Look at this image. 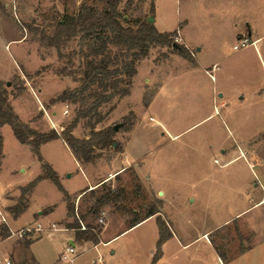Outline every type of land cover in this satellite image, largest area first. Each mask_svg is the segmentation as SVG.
Wrapping results in <instances>:
<instances>
[{"label":"rangeland","instance_id":"obj_1","mask_svg":"<svg viewBox=\"0 0 264 264\" xmlns=\"http://www.w3.org/2000/svg\"><path fill=\"white\" fill-rule=\"evenodd\" d=\"M247 1L248 4L245 0H122L119 3L123 25L151 16L150 5L153 2L158 30H177L184 44L195 52L202 47L196 56L197 63L192 67L183 70L181 63L172 64L173 69L181 71L182 78L168 81L163 90L169 102L176 103L167 120L176 122L178 128L194 126L175 140L166 142L157 153L161 165L155 166L154 162L147 170L159 193H165V197L161 195L164 198L161 217L171 221L169 225L179 232L183 241L194 240L180 249L175 239L166 240L165 247L161 246L162 254H215L201 234L226 219L240 217L238 213L247 201L246 192L255 201L261 196V188L253 191V184L257 182L254 173L260 170L264 174V10H260V0ZM83 2L99 9L104 5L102 0H0V77L11 73L1 79L9 92V103L21 120L40 131L54 129L60 133L72 121L77 105L70 102L63 106L59 104L55 114L53 106L56 103H49L57 93L81 83L90 60L102 57L115 67L130 56L129 52L115 48H109L99 57L85 56L78 46L79 36L53 46L42 39V33L51 36L59 20L64 15H75ZM245 21L249 26L244 24ZM248 27L252 31L249 38L253 40L257 35L262 38L260 51L252 43L233 50L237 32L247 36ZM16 38L18 40L8 42ZM172 38L175 43H182L178 33ZM152 49V59H161L166 50L172 52L168 47ZM212 65L217 66L212 71L213 78L205 71ZM148 70L149 65L141 62L136 79L140 80ZM166 70V67L159 69V74L166 73ZM14 83L23 86L17 98L11 95L15 90ZM197 84L204 96H212L214 92V103L210 99L205 106L201 105L203 97L199 98L193 90ZM154 86L145 89L144 104L152 95ZM94 89L95 86L91 88ZM127 98L117 106L119 97L101 105L99 111L107 117L99 123L89 118L80 119L72 130L73 135L87 136L91 125L96 130L117 125L113 138L120 145V134L126 130L121 122L129 116L134 123L138 115V136L154 143L166 141V136L157 135L159 127L150 130L147 125L138 86H134ZM221 101L225 104L221 105ZM215 105L216 113L213 114ZM65 109L67 113H64ZM0 140V211L7 220V223L0 221V227L5 225L8 228L7 231L0 228V261L8 258L10 264H59L56 261L59 252L74 240V232L65 227V223L73 219L66 215L62 192L49 179H41L31 192L24 193L19 185L24 186L41 174V163L29 146L14 137L9 125L0 126ZM121 149L118 151L109 146L100 154L108 161L113 156H120ZM242 150L246 157H238L226 166L218 167L212 162L213 156L226 161ZM40 153L49 164V159L58 163L57 174L62 186L68 190L74 188L77 192L85 187L82 175L74 170L70 156L60 143H48L40 148ZM248 161L254 168L248 166ZM112 166L101 162L94 170L104 174ZM67 168L74 170L70 177L66 176L69 173L64 174ZM111 180L115 185L108 181L105 184H111L112 190L123 188V191L116 201L97 209L96 198L105 190L101 182L93 187L94 193L87 186L85 193L71 196L76 211L86 213V222L97 230L102 231L105 227L98 247H93L92 241H75L76 264H101L98 256L103 257L104 264H143L156 249L158 232L155 219L132 227L106 243L136 215L143 216L155 199L160 198L140 182L133 167H126L117 180L115 177ZM191 183H195V188L190 186ZM192 190L195 202L188 200V193ZM18 203L25 206L15 216L10 208ZM261 209L264 211V205ZM261 209L254 211L259 217ZM39 210L41 214L37 213ZM99 210L105 212L103 223L97 220ZM36 222H40L44 229L33 230L23 237L12 234V231ZM51 224H55V229H50ZM237 224L242 244L250 248L243 252L245 255L241 259L231 264H264L263 223L256 220V226L263 230L257 238L243 218H238ZM208 237L221 250H227L229 254L230 250L240 253L241 243L231 220L219 231H210Z\"/></svg>","mask_w":264,"mask_h":264},{"label":"trees","instance_id":"obj_2","mask_svg":"<svg viewBox=\"0 0 264 264\" xmlns=\"http://www.w3.org/2000/svg\"><path fill=\"white\" fill-rule=\"evenodd\" d=\"M104 5L101 9L91 6L87 2H83L75 15H64L61 20L55 25L54 33L51 36L41 34L42 39L47 41L48 45H56L64 40L79 36L78 46L80 52L83 51L85 56H102L109 48L126 51L130 56L119 64V66H110L109 60L99 58L98 60H90L87 68L84 71V77L81 83L71 89H65L57 93L51 100L50 105L57 102H70L77 105L76 113L72 121L58 133L51 129L46 132H41L31 127L27 122L20 119L9 103V92L5 87V82L0 79V126L7 124L11 127L14 137L22 144L29 145L31 151L36 155L41 163V174L29 181L21 187L24 193L32 191L34 186L41 179H49L62 192L66 203V215L73 220L65 223L67 230L74 232V241L82 243L83 241H92L94 244L99 243L101 230H98L85 221L86 213L76 211L74 202L71 196L64 190L60 183L57 172L52 166L44 160L40 153V146L52 139L60 138L73 152L75 157L81 162H90L100 155L97 150L113 146L115 150H120L119 143L113 138L114 128L107 126L96 130L93 125L87 137H76L72 130L77 125L80 119H93L94 123H99L103 120L104 115L101 114L99 108L101 105L108 103L115 97H123L129 93L131 79L136 74V63L145 58L149 50L153 47H168L173 53H176L188 60L192 65L197 63L195 51L184 43H175L173 35L178 33L177 30L170 32H160L157 30L153 22H148L147 19H135L133 24L123 25L119 15V3L122 0H102ZM150 12L154 13L153 2L150 5ZM13 83V82H12ZM15 90L11 93L13 98L21 95L23 86H18L16 83ZM121 85V86H120ZM95 86L94 90H91ZM131 116V115H130ZM132 120L126 116L121 122L124 129H129L132 125ZM1 141V140H0ZM104 191L96 198L95 209L103 206L108 202H113L118 199L123 188L111 189V184L102 182ZM85 188L82 193L86 192ZM94 188L90 189L94 193ZM21 203V202H20ZM16 204L11 207V211L15 216L23 211L25 204ZM162 201L155 199V203L147 210L143 216H135L129 222V227L144 220L145 218L156 215V225L158 228V238L156 241V249L153 252L151 264H155L161 257L162 244L172 236L169 229V223L160 215ZM101 210H99L100 212ZM77 215V216H76ZM83 222L84 228H81L80 222ZM231 223L240 240L239 252L243 253L250 248L244 246L241 242L242 235L239 231L237 219H231ZM227 226H221L213 229L212 232H217ZM3 231L8 228L5 225L0 227ZM210 243L214 250L222 259L228 260L227 250H221L215 241L210 237Z\"/></svg>","mask_w":264,"mask_h":264},{"label":"crops","instance_id":"obj_3","mask_svg":"<svg viewBox=\"0 0 264 264\" xmlns=\"http://www.w3.org/2000/svg\"><path fill=\"white\" fill-rule=\"evenodd\" d=\"M245 3L248 4V1L245 0ZM259 3H260V10H264V0H260ZM248 9H250V6H248ZM151 16L153 17V24L156 27V21H157L156 16L154 14H152ZM244 24L248 25L247 21H245ZM157 30H158V28H157ZM158 31H160V30H158ZM160 32H163V31H160ZM178 34H179L180 41L182 43H185L181 33L178 32ZM237 36L240 37L241 34L239 32H237ZM247 36H249V37L252 36V31L250 30L249 27L247 30ZM15 40H18V39L17 38L12 39V40H9L8 42L15 41ZM251 41H252V45H254L258 51H260V48L262 47V44H261L262 38L257 35L256 37H254L253 40L251 39ZM8 42L5 44V47L7 46ZM188 47L191 48L190 46H188ZM165 48H167V47H165ZM152 50L153 49L151 48L149 50L148 55L136 63V74L135 75L138 74V70H139L141 62H146V64L149 65V70L147 71L146 74L143 75V77L140 80H137L135 75L132 77L129 93L127 95L119 98L116 101V106L120 102L127 100L128 99L127 97L131 94L134 86L135 85L138 86L139 91H140V101L143 105L144 113H146L145 121L148 123L147 125H149L150 130H153L154 127H159L158 128L159 132H157V135L166 136L167 140L164 142H160V143H154L151 140H146V139H143L140 136H138L137 135V131H138L137 127L139 125L140 119H139L138 115L135 114L136 115L135 122L132 124V126L129 129L121 132V134H120L121 135L120 146L122 148L121 152H120V156H118V157L113 156L108 161H106L103 157H101V154H100L98 157H96L94 160H92L90 162H81L75 157V155L70 150V148L60 138L52 139L50 141L43 143L40 146V148L43 147L44 145H47L48 143H51V142L60 143L62 145L63 149L66 151L67 155L70 156V159L74 164V166H73L74 170L77 169L80 172V175H82L81 177L85 181L86 184H85L84 188L79 189L80 191L77 192V190H75L74 188H72L71 190H68L67 187L63 186L64 190L70 196L75 195V194H81L82 191L85 188H87V186L93 188V187L97 186L100 182L106 183L108 181V183L113 184V183H115V181L111 180V179H113L115 177V180H117L120 172H122L126 167H133L135 170V174L138 177V179L140 180V182L142 184H146L155 193L160 195L159 199L162 200V202H164L163 201V199H164L163 197H165L164 191L163 192L160 191V193H159V189L153 185V182L151 180L150 175L147 173V170H149L151 168V166H152L151 164L154 162H156L155 166L161 165L162 161H161V159L158 158L157 153H158V150L161 149L162 146H164V144L166 142L175 140L184 131H186L187 129H190L194 125L188 126L187 128L186 127L185 128H181V127L178 128L176 122H174L170 119L167 120V118L170 117L169 115L171 113L170 112L171 108H173V106L176 103L169 102V100L167 99L166 94L164 93L163 90H164V87L167 85L168 81L175 79V78H178V79L182 78L180 76L181 71H179L177 69L176 70L173 69V67H172L173 63H176V62L181 63L183 70L188 69L189 67H192L193 65L188 60L181 57L180 55L173 53V52H169L168 50L163 52L165 54H163L164 56L161 59H157V58L152 59V57L150 55ZM200 51H202V47H199L197 49V52H195V56H197L198 52H200ZM196 60H197V57H196ZM163 67L167 68L166 73H163L162 75H160L159 69H162ZM216 68H217V66H213V65L211 67L207 66L205 71H206V73H208L210 75V77L213 78L214 75L212 74V71H215L214 69H216ZM10 74L3 76V77H0V79H5ZM154 84L156 85V87L154 86ZM152 85L155 87V89H154L152 95L150 96V98L148 99L147 103L144 104L142 102L143 93L145 92L146 88L152 87ZM193 90L195 91L194 94L197 95L199 98L203 97L201 105L205 106L207 101L210 102V99H212V101L214 103V100L216 98L214 92H213L212 96H209V95L207 96V94H206V96H204L203 90H201V87L198 86V84L194 86ZM188 92H189V90H188ZM53 95H54V93H53ZM218 96L222 97L221 94H218ZM59 104H61V106H63L64 104H67V103L66 102L65 103L64 102L63 103L62 102L56 103L53 106V108H54L53 113L57 114V106ZM220 104L224 105L225 101H221ZM216 106L217 105L214 106V110L212 112L213 114L216 113V110H215ZM115 107L112 109V111L110 112L109 115L112 114ZM129 111H133V110L130 109ZM211 114H209L208 116H210ZM204 115H206V113H204ZM121 116H124V115H121ZM106 117H104V118H106ZM205 118L206 117H202V119H205ZM50 121H51V118H50ZM29 122L32 123V121H29ZM33 128L38 130L36 127H33ZM38 131H40V130H38ZM41 132H44V131H41ZM252 135H254V134H252ZM87 136H85V137H87ZM250 136H248V137H250ZM248 137H246L245 139H247ZM25 145H27V144H25ZM27 146H29V145H27ZM103 150H105V148L97 150V152L100 153ZM222 151L224 152V150H222ZM243 155L245 156V153L242 150L240 153H237L236 155L234 153V156L229 158L226 161H221L217 156H213L212 162L214 165H216L218 167H223V166H226V165L232 163L236 158L242 157ZM49 162L51 163L50 165L52 166V168L56 172H58L59 171L58 163H55L54 161H52L50 159H49ZM101 162L111 163L113 166L109 167L110 169L107 171V173L100 174L94 170L95 169L94 167L97 164L100 165ZM248 166L250 168L252 167V164H250L249 161H248ZM255 167H257V166H255ZM252 168H254V166ZM20 170L23 171L24 169L20 168ZM74 170L69 169V168L64 169V174L69 173L66 176L70 177L73 175ZM254 175L256 176L257 182L253 184V187L255 188L253 191H256L258 188H261V191H262L261 196H259V198L255 201L252 199V197L251 198L249 197V192H246L245 201L247 200L248 203L246 201L245 206L243 208H241V210L239 211L238 215H240V217H235V218L236 219L243 218L246 225L248 226V228L254 233L255 237L257 238L260 235V231H263V230L261 228H258V226H256V224H255L256 220L259 219V222L263 223V225H264V211L261 209L262 205H264V174H263V172L258 170V172H256V174L254 173ZM113 185H115V184H113ZM194 185H195V183L190 184V186H193L192 188H195ZM245 185H247V183H245ZM19 186H23V185H19ZM189 192L190 193H188V194H190V195L188 197V200L190 202H195V198L192 197V195H195V193L193 192V190L189 191ZM161 195H163V197H161ZM63 202L65 205L64 200H63ZM259 208L261 209V211L258 212V213H260V217L258 214L254 213V211H256V209H259ZM37 213L41 214L40 210ZM160 215H163L162 208H160ZM155 218H156V215L149 216V217L145 218L144 220L136 223L132 227H136L142 223H145L146 221H149V220L155 219ZM164 219L167 222H171L170 220L166 219L165 217H164ZM231 219L232 218H229L223 222L215 224L210 230L201 234V237L206 239V243L211 248H213V246L210 243V240L208 237V235L210 234V231L221 226L222 224H227L228 222H230ZM119 225H120V222H119ZM169 226H170V229L172 232V236L168 240L175 239L177 241L179 249L186 247L187 245H189L190 243H192L194 241L191 239L183 241L179 235V232L175 231V229H173V227L171 225H169ZM132 227H129V224L124 225V227H122L115 235H113V237L108 239L106 241V243L109 242L111 239L115 238L116 236H118L119 234H121L122 232H124V231H126ZM104 231H105V227L100 232L99 243L93 244V247H98L99 245H101L102 233ZM157 232H158V228H157ZM34 242L31 243V247H32ZM83 242H86V241H83ZM166 243H167V241L162 245L163 248L165 247ZM213 250H214V248H213ZM214 252H215V254H161V257L157 260V262L155 264H231V263H234L235 260L241 259L245 255L243 253H238V252L232 253L230 250V254H228V256H229L228 260L222 261V259L219 257V255L216 253L215 250H214ZM33 254L35 255L36 259L40 262L39 257L34 252H33ZM152 255L153 254H149L146 262L143 264H151ZM97 260H99V262L101 264H104L102 256L101 257L98 256Z\"/></svg>","mask_w":264,"mask_h":264},{"label":"built area","instance_id":"obj_4","mask_svg":"<svg viewBox=\"0 0 264 264\" xmlns=\"http://www.w3.org/2000/svg\"><path fill=\"white\" fill-rule=\"evenodd\" d=\"M252 43L251 39L248 36H240L237 38V41L235 44H233L232 49L233 50H238L241 47H244L248 44ZM68 110L65 109L64 113H67ZM90 189H92L90 187ZM77 216V215H76ZM104 216H105V212L101 211L100 212V216L98 217V222L99 223H103L104 222ZM0 221L2 223H7V220L5 218V216L1 213L0 211ZM81 228H84V224L83 222L79 221ZM55 229V224H51L50 229ZM43 226L40 222H36L34 225H30V226H25L22 229H19L15 232L12 231V234L16 235L17 237H23V236H27L29 235L33 230L36 231H41L43 230ZM76 245H75V241L71 240L70 244L66 245L59 253L58 257H57V262L59 264H76ZM0 264H10V260L8 258H4L3 261H0Z\"/></svg>","mask_w":264,"mask_h":264},{"label":"water","instance_id":"obj_5","mask_svg":"<svg viewBox=\"0 0 264 264\" xmlns=\"http://www.w3.org/2000/svg\"><path fill=\"white\" fill-rule=\"evenodd\" d=\"M147 21H148V22H153V17H152V16H149V17L147 18ZM113 128H114V130H117L118 126H117V125H114ZM113 146H114V144H113Z\"/></svg>","mask_w":264,"mask_h":264}]
</instances>
